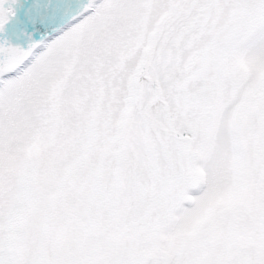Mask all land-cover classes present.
Returning a JSON list of instances; mask_svg holds the SVG:
<instances>
[{"label": "snow or ice", "instance_id": "obj_1", "mask_svg": "<svg viewBox=\"0 0 264 264\" xmlns=\"http://www.w3.org/2000/svg\"><path fill=\"white\" fill-rule=\"evenodd\" d=\"M0 264H264V0H0Z\"/></svg>", "mask_w": 264, "mask_h": 264}]
</instances>
